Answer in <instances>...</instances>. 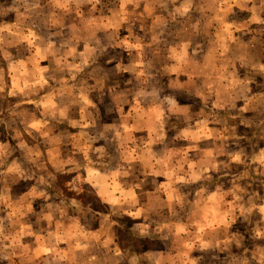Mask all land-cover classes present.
<instances>
[{"label":"crops","instance_id":"crops-1","mask_svg":"<svg viewBox=\"0 0 264 264\" xmlns=\"http://www.w3.org/2000/svg\"><path fill=\"white\" fill-rule=\"evenodd\" d=\"M251 7L219 0L125 7L116 0L103 11L101 0L95 10L84 0H0V99L15 95L0 102V260L264 264L255 244L262 240L264 249L261 190L228 184L264 176V26L247 24ZM142 66L164 78L166 98L151 87H125L146 74ZM73 77L80 85L60 87ZM181 95L215 98L209 116L200 119ZM106 105L116 121L103 120ZM21 108L30 109L27 122L18 118ZM231 161H250L251 170L229 172ZM84 179L91 194L82 192Z\"/></svg>","mask_w":264,"mask_h":264},{"label":"rangeland","instance_id":"rangeland-1","mask_svg":"<svg viewBox=\"0 0 264 264\" xmlns=\"http://www.w3.org/2000/svg\"><path fill=\"white\" fill-rule=\"evenodd\" d=\"M116 0H101V5H102V8H103V11H106L109 7H111L112 6V4L115 2ZM109 55H112L111 53H108ZM72 68H69L68 69V71H71V69H72V71H73V75L72 76H75V74H76V69H75V67L74 66H71ZM4 69H7V66L6 65H4ZM52 69L54 70V73H60V71H59V69H57L56 68V66H53L52 67ZM91 71L92 70V68H91V66H85L84 67V69H83V72H85V71ZM53 72V71H52ZM110 72H114V70H111ZM75 77H73L72 78V81L70 80V79H68L67 81H65V80H60V87L61 88H67V85L69 86V87H71L72 88V83H74L75 85L78 83V85H80L79 84V80L78 79H74ZM86 82V81H85ZM59 83V81L57 82V84ZM54 84V83H53ZM9 91V90H8ZM7 97H5V98H2V99H0V102L1 103H4V104H8L10 101H11V99H15V95H12V96H10L9 95V93L6 95ZM16 98H19V99H21L22 98V96H20V97H16ZM65 99L68 101H70V102H73V104L74 103H76L77 102V98H76V95H69L68 97H65ZM179 102H181V103H184V104H188V105H191V106H194L195 108H198L199 109V112H201V114L200 115H202V116H198L200 119H203L204 117H207V116H209L208 115V110H207V108H206V106H207V104L209 105L210 104V102L211 103H213V102H215V98H210V100L211 101H209V98H204V97H198V98H195V97H191V96H186V95H181V96H179ZM107 100V99H106ZM105 100V102L107 103V101ZM55 102V104L57 105V107H58V105L61 103L59 100H57V101H54ZM103 104H104V102H103ZM259 108L260 107H263L264 108V101H261V103H259ZM57 107L55 108V110L57 109ZM105 108H107L108 109V111H107V113L104 115V118H103V120H109V121H116V117H115V115H116V112L112 109V106L111 105H106L105 106ZM53 110H54V108H53ZM30 112V109L29 108H27L26 110H24L23 108H21V112H19V120L21 121V122H27L29 119L28 118H30L31 117V113H29ZM70 115H74V113H70V112H68ZM64 114H66V112H64ZM64 114H62V115H64ZM187 114V113H186ZM188 116H191V114L190 113H188ZM22 126V125H21ZM99 132L102 134H104L105 132H106V130H103V129H101V130H99ZM230 133L232 134V135H234V129L233 130H231L230 131ZM243 134L245 135V136H248V131L247 130H244V132H243ZM260 136L261 135H264V133H263V131L262 130H260L259 131V133H258ZM24 148H25V152H27L28 153V151L26 150V146L25 145H22ZM105 147V146H104ZM110 147H112V145L110 146ZM89 152V151H88ZM29 154H32L31 152H29ZM104 155H105V153H104ZM118 153H115V154H111V156H110V160H112L111 161V163L112 164H116L117 163V160H118ZM78 158H80V155H78ZM105 157L103 156V159H104ZM100 159H101V157H100ZM109 164V162L107 161L106 163L104 162V166L106 167L107 165ZM245 167L246 166V169H248L249 171L251 170V162L249 161V162H245V163H243V162H241V165H240V163H236L235 161H231L228 165H227V168H228V170H229V172H235L237 169L238 170H241L242 169V167ZM58 167H59V165H58ZM258 172H261V170H259ZM260 176H262V175H257V176H254V177H239V178H229V181H228V184L230 185V187H234V185L236 184V183H240V185H246V184H252V185H254V186H259V189L261 190V192L259 193V197H260V200H263L264 199V191H262V190H264V176H262V177H260ZM59 181V180H58ZM84 185H83V189H82V192H84L83 194L85 195V193H90L91 194V188H90V183H87L86 181H85V179H84ZM88 193V194H89ZM58 195L59 194H53V200L54 201H57V202H60L59 201V197H58ZM234 195V194H233ZM64 199H65V197H64ZM63 200V199H62ZM102 202V201H101ZM101 202H99L98 204H97V206L100 208V209H104L105 208V206H104V204H102ZM59 209H61V208H59ZM58 208L55 210L54 209V213H55V215L56 216H54V215H52V232L54 231V229H55V226L56 225H58L59 223H60V220H61V218H60V216L62 215L61 213H60V210H59ZM59 210V212L57 213V211ZM247 211H249V210H245L244 211V214L242 215V218H247L249 215H250V213H247ZM260 213H262L263 214V211L262 210H260ZM124 220L126 221V223H129V222H131V219H129L128 217H125L124 218ZM240 227L241 228H244L245 230L247 229V226L246 225H244V224H240ZM105 228H108L109 230H111V228L109 227V225H105ZM122 237H123V241H125V239H126V237L128 236L127 235V233L126 232H122V235H121ZM11 240H12V237H11ZM50 242H51V245H52V247H53V249H54V247L55 246H57V241H56V239L53 237V235H52V233H51V240H50ZM262 240L261 241H256L255 242V244H257V245H259L260 246V253L262 254L263 253V251H264V249H263V247L261 246L262 245ZM252 243L253 242H250L249 241V243H246V241H245V247H247L248 246V244H249V247H251V245H252ZM11 244V243H10ZM246 244H247V246H246ZM138 245L140 246V247H142V246H145L144 245V243L143 242H141L140 243V241H139V243H138ZM8 252H11V249L10 250H8ZM246 256V255H245ZM14 259H16V258H14ZM13 259V260H14ZM52 261H54V258L53 259H51ZM146 261H147V263L148 264H151V262L153 261V258H146ZM24 262V261H23ZM245 262H247V264H251V261H250V259H246L245 260ZM21 263V262H20ZM0 264H5V262L1 259L0 260ZM37 264H39L38 262H37ZM261 264H263V263H261Z\"/></svg>","mask_w":264,"mask_h":264},{"label":"clouds","instance_id":"clouds-1","mask_svg":"<svg viewBox=\"0 0 264 264\" xmlns=\"http://www.w3.org/2000/svg\"><path fill=\"white\" fill-rule=\"evenodd\" d=\"M84 2L92 4L93 10H95V6L100 3V0H84ZM120 2L122 6H125V7L127 5H133L134 7L138 6V0H120ZM219 3L222 5H228L229 7L232 4H243L245 6L251 5L252 7L249 9V11L251 12V18L247 22V24L248 25L255 24L257 26H264V19L261 18L262 16H264V0H219ZM125 15H127L129 20L134 19L131 13H127ZM121 19H123V16L121 17ZM233 30H235V25H233ZM99 47H100V50L103 51V46H99ZM142 67H145V66H142ZM145 73L146 74L141 76L139 80H133L127 85H125V87L132 90L133 92L137 89H140L146 86L151 87L154 95L166 98V93L168 92L169 86L164 82V78L161 77L159 73H157V75L153 77L151 73L147 71L146 67H145ZM164 108L165 109L167 108V104H164ZM98 152H100L101 154V159L98 161V163L101 167H103L104 166L103 149H99ZM234 159L237 162H240L238 156L234 157ZM261 162L264 163V158H262ZM211 167L218 168L219 166L216 165L215 163H212ZM4 175H5L4 172H0V177H3ZM198 178L199 177L193 176V179H198ZM178 179L180 181H183L184 178L183 176H180ZM184 207H186V205L182 204L181 208H184ZM170 211L173 213V215L180 214V212L175 208L170 209ZM262 211H264V209H262ZM216 223L218 224L223 223V221L219 220ZM188 235L191 236L192 234L188 233ZM245 264H247V262H245Z\"/></svg>","mask_w":264,"mask_h":264}]
</instances>
